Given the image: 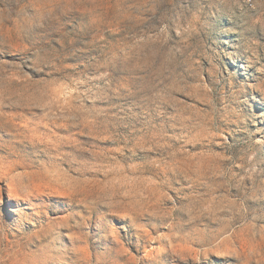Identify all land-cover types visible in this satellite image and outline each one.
Instances as JSON below:
<instances>
[{
  "label": "rangeland",
  "instance_id": "obj_1",
  "mask_svg": "<svg viewBox=\"0 0 264 264\" xmlns=\"http://www.w3.org/2000/svg\"><path fill=\"white\" fill-rule=\"evenodd\" d=\"M0 264H264V0H0Z\"/></svg>",
  "mask_w": 264,
  "mask_h": 264
}]
</instances>
